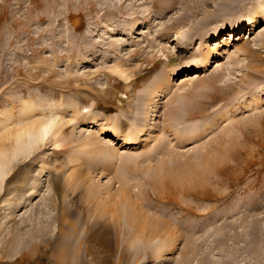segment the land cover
<instances>
[{"label": "rangeland", "instance_id": "obj_1", "mask_svg": "<svg viewBox=\"0 0 264 264\" xmlns=\"http://www.w3.org/2000/svg\"><path fill=\"white\" fill-rule=\"evenodd\" d=\"M261 3L0 0V150L56 121L0 191V264H264ZM203 53L207 69L185 73ZM100 223L112 226L110 251L86 233L104 234Z\"/></svg>", "mask_w": 264, "mask_h": 264}, {"label": "bare ground", "instance_id": "obj_2", "mask_svg": "<svg viewBox=\"0 0 264 264\" xmlns=\"http://www.w3.org/2000/svg\"><path fill=\"white\" fill-rule=\"evenodd\" d=\"M256 14V13H255ZM257 15H258V17H261V16H263L264 15V0H262V3L260 4V7H259V10H258V12H257ZM256 17H254L253 18V20H252V24L253 25H256ZM243 29H244V22H239L235 27H233L232 28V33H234V38H235V36H236V34H241V32L243 31ZM180 33V32H179ZM177 34L178 36H176V38H177V40L178 41H186V40H188L189 39V36L186 34V33H180V34ZM224 33V31H222V30H217L214 34H212L211 36H213L214 38H213V40L215 41V40H219L221 37H222V34ZM203 55H204V53H203ZM203 59H205L203 62L201 61H199L197 64H188L187 66H185L183 69H184V72L186 73V72H189V73H193V72H198V71H203V70H205V69H207V67H208V64H209V55L206 53L203 57H202ZM201 59V58H200ZM203 59H201V60H203ZM180 69H182V67L181 68H179V69H176V70H173L175 73H178L179 71H180ZM169 73V72H168ZM169 75V74H168ZM261 92H264V90H262ZM101 121H102V119H98V118H88V119H85L83 122H85V124H87V125H94V126H97V125H100L101 124ZM55 124H56V121L54 120V119H52V120H50V121H47V122H43V123H41V124H39V126L37 127V128H34V129H29V130H27V131H25V133L23 134V135H19V136H17L16 137V143H14L15 145H12L11 146V148H2L1 150H0V191L2 190V188H3V185H4V181L6 180V178L9 176V173L12 171L11 170V165H12V162L15 160V159H17L21 154H23L24 152H26L34 143H36V142H38V140H41V138H43V137H45V136H47L49 133H50V131L52 130V128L55 126ZM111 131H112V129H110ZM114 137L116 138V139H118V140H123V141H125V142H129V138H127L124 134H121V133H118L117 132V134H115L114 135ZM15 140V139H14ZM131 141V140H130ZM13 143V142H12ZM206 158H204V160H205ZM208 159V158H207ZM206 159V160H207ZM204 160H202L203 162H204ZM208 161V160H207ZM206 161V162H207ZM210 161V160H209ZM213 161V160H212ZM209 163V162H208ZM213 163H214V161H213ZM180 165V164H179ZM177 168H178V166H176ZM235 167V166H234ZM237 167V166H236ZM176 168V169H177ZM181 169L178 171V170H176L175 171V173L177 174L178 172V175H177V177H179V179L180 178H182V179H184L186 176H187V172L189 171H187V165L185 166V165H183V166H181L180 167ZM188 169H189V166H188ZM200 169H202V168H200ZM200 169H198L197 171H199ZM171 170H175V168L174 169H171ZM194 170H196V169H194ZM193 170V171H194ZM203 170V169H202ZM216 170H217V168H216ZM215 171V170H214ZM221 171V170H220ZM169 172H171L170 171V169H169V171H167V173H169ZM173 173H174V171H173ZM188 173H190V172H188ZM194 173V172H193ZM199 175L201 174L200 172L198 173ZM175 175V174H174ZM177 177L173 180V181H175V180H177ZM201 177H202V175H201ZM200 176H199V179L201 178ZM204 177V176H203ZM237 178H239L238 176H236ZM233 178V177H232ZM192 180V179H191ZM236 180V179H235ZM178 181V180H177ZM177 181L175 182V183H177ZM197 181V180H196ZM195 181V182H196ZM255 182H257V181H255ZM197 183V182H196ZM180 184V183H179ZM235 184V183H234ZM257 185V184H256ZM176 186V185H175ZM236 186V185H235ZM253 186V185H252ZM35 187V186H34ZM128 187V186H127ZM177 187V186H176ZM181 187V186H180ZM122 195H121V197H123L122 199H123V202L124 201H126V203L127 204H129L128 202H130V201H132V197H133V194L131 193V191H130V189H128V188H126V186H125V188H124V186L122 185ZM177 188H179V187H177ZM195 188V187H194ZM31 190H33V188L31 189ZM35 190H36V187H35ZM35 190H33V191H35ZM32 191V192H33ZM31 192V191H30ZM30 192H29V194H30ZM31 192V193H32ZM120 192V191H119ZM178 192H179V190H178ZM177 192V193H178ZM174 193V192H173ZM186 193V192H185ZM33 194V193H32ZM119 194H121V193H119ZM182 195V194H181ZM196 195V194H195ZM230 195V194H229ZM31 196V195H30ZM201 196V195H200ZM222 196H223V194H222ZM225 196V195H224ZM208 197V196H207ZM198 198V197H197ZM204 198V197H203ZM215 198V197H214ZM118 199H120V198H118ZM192 199H194V198H192ZM207 199V198H206ZM25 200V198H22V201H24ZM50 200V199H49ZM121 200V199H120ZM136 200H137V198H136ZM135 200V201H136ZM139 200V199H138ZM128 201V202H127ZM7 204H10V202H11V200H10V198H7L6 199V201H5ZM55 202H57L56 200L53 202V203H55ZM139 202V201H138ZM138 202H136V204H135V206H137V205H139V203ZM165 202V201H164ZM117 203H118V200H117ZM121 203L122 202H119L118 204L119 205H121ZM135 203V202H134ZM167 203V202H166ZM55 204H57V203H55ZM118 204H116V205H118ZM127 204H126V206H127ZM131 205H132V203L129 205V207H131ZM182 205V204H181ZM180 205V206H181ZM122 207L124 206V208L126 209L127 207H125V204H123V205H121ZM133 206H134V204H133ZM134 206V207H135ZM183 206V205H182ZM128 207V208H129ZM134 207H133V209H134ZM138 207V206H137ZM187 207V206H186ZM128 208L126 209L127 210V212L129 211H131V209L130 210H128ZM136 208V207H135ZM181 208V207H180ZM184 208V207H183ZM67 208H65V210H66ZM124 209V210H125ZM138 209L136 208V210L135 211H137ZM65 212V211H64ZM67 210H66V212L65 213H63V215L61 216L62 218V221H61V224L64 226V225H66V227H69L70 229V231L69 232H65V230H64V227L62 226V227H59V235H61V236H63V238H69V234H71V232H73V235H74V228H77V227H74V224L75 223H71V222H67ZM126 212V214H128L129 215V213H127ZM72 213V212H71ZM74 213V212H73ZM72 213V215L74 216L75 215V213L73 214ZM31 218H32V216H31ZM27 221L29 220V219H26ZM32 220V219H31ZM37 220V219H36ZM53 220V219H52ZM27 221H25V223H27ZM54 221V220H53ZM163 222V220L161 219V220H159L158 222L160 223V222ZM32 222V221H31ZM33 222L35 223V219L33 220ZM156 222V221H155ZM154 222V224H155V226H156V224H158L157 222L155 223ZM36 223H38V222H36ZM39 223H43V222H39ZM49 223H50V225H51V222H48V224H47V222H46V225H43L42 224V226H44L43 227V229H44V231H45V229L47 228L48 230L51 228H48V225H49ZM166 223V222H165ZM45 224V223H44ZM102 226H103V230H105V232H104V234H103V232L100 230V231H98V229H97V227H95V226H93L92 225V228H88V230H87V235H89L90 234V237L92 236V240L93 241H96V242H98V243H100L105 249H107V250H105V251H110L111 249H110V247H111V242H110V236L112 235V226H109V224H107L106 225V223H100ZM153 224V223H152ZM161 224V223H160ZM160 224H158V225H160ZM38 225V224H37ZM49 225V226H50ZM151 225V224H150ZM148 226L147 228L149 229L151 226ZM157 225V226H158ZM166 225H167V223H166ZM165 225V226H166ZM38 226H39V228H38ZM38 226H35L36 227V229L38 228V229H40V224L38 225ZM99 226V225H98ZM101 226V227H102ZM154 225L152 226L153 228H150L151 229V231H152V229L154 230V228L156 229V227H155ZM137 227H139L138 225H137ZM145 227V226H144ZM160 229H159V227H158V229L159 230H161L162 229V226L160 225ZM146 228V229H147ZM168 228V227H167ZM244 228V227H243ZM34 229V228H33ZM43 229L41 230L42 231V234H43ZM47 229H46V231H47ZM149 229V230H150ZM163 229H164V231L163 232H166V230H165V228L163 227ZM31 230H32V228H31ZM51 230V229H50ZM143 230H145L144 228H143ZM159 230H157V231H159ZM28 231V230H27ZM35 231V230H34ZM39 231V230H38ZM41 231H40V233H41ZM146 232H148V230H145ZM151 231L150 232H148V234H150L151 233ZM156 231V230H155ZM153 232L152 233V235L154 234V233H156V232ZM144 231H142V233H143ZM145 232V233H146ZM161 232H162V230H161ZM27 233V232H26ZM25 233V234H26ZM40 233H36V234H32L31 236V239H34V242L36 241L35 239H37V238H41V235H40ZM122 233V232H121ZM158 233V232H157ZM160 233V232H159ZM28 234H30V233H28ZM27 234V235H28ZM103 234V235H102ZM147 234V233H146ZM165 234V233H164ZM163 234V235H164ZM18 235V234H17ZM37 235V236H36ZM66 237H65V236ZM86 235V237L84 238L83 237V239H87L88 238V236ZM151 235V236H152ZM162 235V233H161V236H163ZM250 235V234H249ZM21 236H24V235H22L21 234ZM40 236V237H39ZM45 236V235H44ZM47 236V235H46ZM60 236V237H61ZM85 236V235H84ZM144 235H142V237H143ZM149 236L150 235H148V239H151V237L149 238ZM153 236H155V234L153 235ZM152 236V237H153ZM157 236V235H156ZM155 236V237H156ZM160 236V237H161ZM25 237H26V235H25ZM25 237H23L22 238V240H26V238ZM57 237V236H56ZM59 237V236H58ZM121 237V236H120ZM140 237V236H139ZM250 237H251V235H250ZM21 238V237H20ZM62 238V237H61ZM82 238V237H81ZM17 239H18V237H17ZM30 239V240H31ZM44 239H46V238H44ZM75 239V238H74ZM82 239V240H83ZM152 239H154V238H152ZM27 240H29V239H27ZM45 241V240H43V238L42 239H40V241ZM67 240V239H66ZM70 240H71V238H70ZM76 241H77V239H75ZM54 241H55V239H54ZM53 241V242H54ZM79 241V240H78ZM100 241V242H99ZM19 242H20V240H19ZM42 242V244H44ZM21 243H23L22 241H21ZM36 243V242H35ZM80 243H82V242H80ZM93 243V242H92ZM20 244V243H19ZM24 244V243H23ZM67 242L66 243H64L63 244V246L61 247V249H60V251H59V258L60 259H62V258H65L67 255H68V248H67ZM78 246V245H77ZM88 247V246H87ZM37 248V247H36ZM24 249V248H23ZM79 247H77L76 248V252H75V250H74V253H77V254H79L80 252H79ZM25 250V249H24ZM23 251V250H22ZM88 251H90L89 249H88ZM239 251V250H238ZM84 252H85V250H84ZM241 252H242V250H241ZM74 255V254H73ZM80 255H82L83 256V254H81L80 253ZM85 256H86V254H85ZM16 258V257H15ZM78 258H79V256H78ZM251 258V257H250ZM259 258V257H258ZM264 258V257H263ZM73 259H76L75 257L73 258ZM80 259H82V258H80ZM84 259V258H83ZM262 259V258H261ZM59 260V259H58ZM252 260V259H251ZM255 260H258L257 258L255 259ZM263 260V259H262ZM54 261V260H53ZM62 261H63V259H62ZM79 262V261H78ZM81 262V261H80ZM259 262H260V258H259ZM58 263V262H57ZM60 263V262H59ZM256 263H257V261H256ZM230 264V263H229ZM261 264H263V263H261Z\"/></svg>", "mask_w": 264, "mask_h": 264}]
</instances>
